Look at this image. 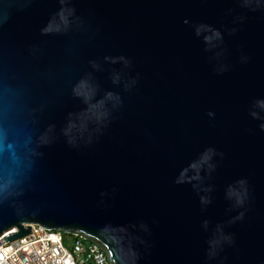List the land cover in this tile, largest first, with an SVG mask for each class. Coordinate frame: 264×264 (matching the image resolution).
Masks as SVG:
<instances>
[{
	"label": "water",
	"instance_id": "95a60500",
	"mask_svg": "<svg viewBox=\"0 0 264 264\" xmlns=\"http://www.w3.org/2000/svg\"><path fill=\"white\" fill-rule=\"evenodd\" d=\"M28 223L264 264V0H0V235Z\"/></svg>",
	"mask_w": 264,
	"mask_h": 264
},
{
	"label": "built area",
	"instance_id": "2783aa9c",
	"mask_svg": "<svg viewBox=\"0 0 264 264\" xmlns=\"http://www.w3.org/2000/svg\"><path fill=\"white\" fill-rule=\"evenodd\" d=\"M31 232L16 239L20 232L11 228L0 235V264H111L109 253L99 244L60 229H47L28 223Z\"/></svg>",
	"mask_w": 264,
	"mask_h": 264
},
{
	"label": "clouds",
	"instance_id": "9594fccd",
	"mask_svg": "<svg viewBox=\"0 0 264 264\" xmlns=\"http://www.w3.org/2000/svg\"><path fill=\"white\" fill-rule=\"evenodd\" d=\"M50 29H45V31H49Z\"/></svg>",
	"mask_w": 264,
	"mask_h": 264
},
{
	"label": "snow or ice",
	"instance_id": "6c2138e0",
	"mask_svg": "<svg viewBox=\"0 0 264 264\" xmlns=\"http://www.w3.org/2000/svg\"><path fill=\"white\" fill-rule=\"evenodd\" d=\"M0 259H3V257H2V256H0Z\"/></svg>",
	"mask_w": 264,
	"mask_h": 264
}]
</instances>
